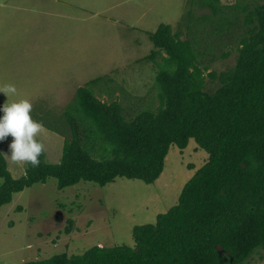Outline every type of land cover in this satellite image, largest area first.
Listing matches in <instances>:
<instances>
[{
  "label": "rangeland",
  "instance_id": "rangeland-1",
  "mask_svg": "<svg viewBox=\"0 0 264 264\" xmlns=\"http://www.w3.org/2000/svg\"><path fill=\"white\" fill-rule=\"evenodd\" d=\"M260 3L264 0H0V89L10 84L17 89L14 96L0 92V106L29 101L30 115L41 125L36 139L46 161L59 163L72 136L67 116L82 108L80 87L104 102H120L128 118L156 111L161 58L148 59L154 49L150 35L167 23L194 43L205 89L212 92L219 73L235 66L250 27L246 17ZM12 139L0 142V151L12 176L20 178L28 163L12 161ZM91 151L101 157L98 145ZM208 158L190 139L186 149L171 146L153 183L118 177L105 186L81 181L60 189L50 177L25 188L0 207V264L83 254L95 245L135 246L133 228L156 223ZM244 264H264V249Z\"/></svg>",
  "mask_w": 264,
  "mask_h": 264
},
{
  "label": "trees",
  "instance_id": "trees-1",
  "mask_svg": "<svg viewBox=\"0 0 264 264\" xmlns=\"http://www.w3.org/2000/svg\"><path fill=\"white\" fill-rule=\"evenodd\" d=\"M246 23L236 64L219 73L214 91L205 89L194 43L162 23L150 35L154 49L148 55L161 58L156 111L128 118L120 102H104L80 87L82 108L67 116L72 136L59 163L46 161L43 146L39 165L28 163L26 174L14 178L0 151V207L50 177L60 189L81 181L105 186L118 177L153 183L171 146L186 149L190 139L209 154L175 205L158 214L156 223L133 228L135 246L95 245L83 254L23 264H244L264 249V3L248 13ZM97 145L101 157L92 154ZM218 245L230 256L221 255Z\"/></svg>",
  "mask_w": 264,
  "mask_h": 264
},
{
  "label": "clouds",
  "instance_id": "clouds-1",
  "mask_svg": "<svg viewBox=\"0 0 264 264\" xmlns=\"http://www.w3.org/2000/svg\"><path fill=\"white\" fill-rule=\"evenodd\" d=\"M6 96H14L17 89L8 85L0 89ZM32 105L27 100H20L0 106V142L9 135L13 137L9 144L10 157L13 162H27L33 167L39 165V157L43 152V144L36 136L41 131V125L32 119Z\"/></svg>",
  "mask_w": 264,
  "mask_h": 264
},
{
  "label": "water",
  "instance_id": "water-1",
  "mask_svg": "<svg viewBox=\"0 0 264 264\" xmlns=\"http://www.w3.org/2000/svg\"><path fill=\"white\" fill-rule=\"evenodd\" d=\"M243 166L245 167V164H244ZM216 248H217L218 252H219L221 255H222L223 253H226L227 255L230 256V254H231L229 251L225 250V249L223 248L222 245H218ZM231 261H233V258H231Z\"/></svg>",
  "mask_w": 264,
  "mask_h": 264
}]
</instances>
